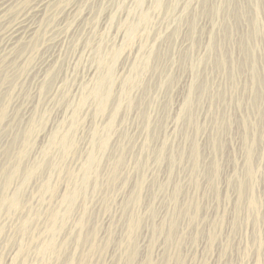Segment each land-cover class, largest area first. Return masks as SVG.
Segmentation results:
<instances>
[{
  "label": "rangeland",
  "instance_id": "rangeland-1",
  "mask_svg": "<svg viewBox=\"0 0 264 264\" xmlns=\"http://www.w3.org/2000/svg\"><path fill=\"white\" fill-rule=\"evenodd\" d=\"M31 1L16 0V6L0 20L1 44L3 31L5 33L17 17L25 13ZM79 1L64 0L65 6L80 4L79 11L87 17L79 16L81 19L76 22L78 25L75 24L78 31L64 37L50 77L43 81L36 72L43 55L52 52L47 47L39 46L37 51H32L24 42L14 50L5 51L7 56L3 51L4 58L0 55V103L6 102L5 120L0 125V195L10 196L19 186V182L14 181L4 188L1 170L14 161L21 133L32 127L34 140L22 161V164L26 163L22 165L24 167L39 159L40 149L46 146L57 126L58 129L67 127L81 92L85 86L90 87L94 79L92 72L96 69L94 58L98 44L105 51L122 48L114 67L113 94L117 95L131 62L141 54L139 44L146 40L145 50L155 48L151 66L149 63L142 87L140 85L131 92L134 102L131 108L120 110L115 122L116 131L100 161L98 187L94 192H88V213L84 217L82 233L87 237L92 228L100 227L96 251L90 252L89 241L78 245L75 242L78 232L75 222L80 213L79 207L75 206L61 233L54 239L57 257L50 255L40 259L37 255V246L49 236L45 227L50 223V209L59 205L60 197L70 187L68 172H77L86 149H89L91 130L104 124L105 116L95 115L94 104L90 101L79 113V123L73 132L76 146L72 154L61 159L57 150L52 149L54 154L51 151L53 156L50 158L61 163L62 172L51 173L47 180L49 173L45 166L41 167L20 194L22 206L11 212L1 207L0 264H20L21 260L23 264H128L122 244L126 242L129 211L140 218L132 236L136 249L130 264L146 263L152 228H158L160 224L164 228L154 235V250L150 254L154 264H264V0H258L257 10L253 0H164L168 12L164 8L161 12L158 10L159 13L151 9L153 0H144L140 10L149 11L150 17L146 38L139 35L126 49L122 47L126 38L123 26L135 20L134 1ZM214 9H218L217 13ZM61 11L59 17L60 10L51 20L44 21L46 25L43 24L41 31L45 39L66 29L68 16L65 9ZM78 14L81 13L75 15ZM210 37L212 45L208 50ZM23 49L30 57V63L26 65H21L22 57L18 55ZM251 49L256 71L250 67ZM199 61L192 71V65ZM190 84L195 87L192 117L189 114L183 117V114L178 121L181 103ZM143 114L151 121L146 146ZM195 125L199 128L198 133ZM165 138L168 147L162 155L164 158L161 157L163 161L156 162L154 151ZM251 138H254L251 154L255 176L252 190L246 188L245 179V151ZM194 141L200 162L198 169L192 172L189 154ZM119 145L125 148L124 163L117 179L111 183L108 175ZM171 155L176 158L172 166ZM141 158L146 160L141 200L139 207L133 204L128 207L127 199L139 175L135 162ZM214 159L217 175L213 179ZM237 177L242 179L245 188L239 201ZM42 181H48L52 190L40 189ZM175 185L180 188L178 195H173ZM251 191L257 201L254 211L247 206ZM193 204L198 205L195 214ZM150 209L155 214H150ZM29 210L30 221L21 225V219ZM174 215L177 219H174L176 224L172 231L180 238V260H176L173 247L167 244L164 235L167 223ZM211 233L216 235L213 244L209 242ZM23 245L26 250L18 259L15 253ZM86 254L92 255L87 258Z\"/></svg>",
  "mask_w": 264,
  "mask_h": 264
},
{
  "label": "bare ground",
  "instance_id": "bare-ground-1",
  "mask_svg": "<svg viewBox=\"0 0 264 264\" xmlns=\"http://www.w3.org/2000/svg\"><path fill=\"white\" fill-rule=\"evenodd\" d=\"M133 1L135 4L133 10L136 12L135 20L132 22H129V23H125V25L123 26L126 38H124V36H123V38L125 39V42H124V44H122L123 46L122 45L121 46L125 47V49L128 48L130 46V44L132 43V41L136 37H139V35L141 37L145 36V38H146V35H145L147 33L146 29H149L148 27L150 25V17L148 14L149 11H148V13H144V12H142V10H140L142 8L141 6L143 5L144 0H133ZM15 3H16V0H0V20H2L5 13H8L9 11H11L13 9V6L15 5ZM76 4L75 5L68 4L65 6L64 0H32L29 5L27 4L28 9L25 10V13L22 12L23 15L18 16L17 19L14 21V23L8 29L5 30V33L3 31L2 36H1L3 38V42H2V44L0 43L1 44L0 49H2V52H0V55L4 51L3 55L5 56L6 55L5 51H7V50L11 51V49L24 44V42H25V45L28 44V46L26 48H29L32 51H37L39 46H43V47H45V49L47 47V49H49V50L51 49L52 52L51 53L46 52L47 54L46 55L44 54L45 56L43 55V57L41 55L42 58H41L40 62H38V60H37V62L41 63V65H40V67H38V69H37L38 71H36V72L40 73V78L43 77V79H42L43 81L45 78L47 79L48 77H50V75L52 74V72H51L52 68H54L53 66L55 65V62H56L57 58L59 57L60 47H61V44L63 42L64 37L65 36L67 37V35H69V34L71 35V34L75 33V31L77 29V27H75V24H77L76 22L79 19H81L82 15H83L82 19H84L85 16L87 17V15L85 13L82 14V12L79 11L80 4L79 5H76ZM253 4H254L255 9L257 10L258 9V0H253ZM152 5H153V7L151 9H153L154 11L158 12V10H160V12H161V10L165 8V10L168 12V9L166 7L167 4L165 5L164 0H153ZM62 9L63 10L65 9V13L68 16V19L67 20L65 19L66 29L63 28L64 29V32H63V30L61 28L62 33H60L59 35H56V36L52 35L53 36L52 38H46L45 39L44 32H43V30L41 31L43 24L46 25V23H44V21L45 20H51L55 15H57L58 11L60 10V13L57 15L59 17V15L62 13V11H61ZM86 10H87V8H86ZM214 11H215V13H217L218 9H214ZM77 12L81 13V14L80 15L78 14L76 16L75 14ZM109 14L111 15V13H109ZM79 16H81V17L78 18ZM97 16L99 17L98 14H97ZM112 16H113V14L111 15V17ZM65 18H66V16H65ZM132 19H133V17H132ZM63 22H64V20H63ZM194 26L195 25H193L192 28H194ZM256 26H257V24L255 22L254 27L256 28ZM78 28H79V26H78ZM141 29L143 30L142 34H140V31H142ZM61 30H60V32H61ZM77 31H78V29H77ZM2 38H1V40H2ZM145 41L144 42L142 41V43L139 44L138 52L140 51L141 54L138 57L136 56L137 58L135 59V61L133 63L131 62V66L129 64L130 68L127 69L129 72L124 77V79L122 78L123 80L120 84V89H119V92L117 95L113 94V87H114V84L116 81L114 67H115L116 58L118 57V54L122 51L121 50L122 48L121 49H114L115 47L114 48L108 47L109 49L107 48L108 50L105 51L104 47H102V45L98 44V46L95 50V58H94V59H96L95 60L96 61V69H95V71L92 72L95 74L94 79L91 83V86L88 88H86V86H85V90L81 92L79 101L77 102V104H75L76 106L73 108L72 114H70V116H71L70 121H68L69 123L67 124L68 129H67V127L58 129L59 126H57L58 128L53 130L54 132L51 133L50 137L48 138L46 146L44 145L43 148L40 149L41 151H39L40 152L39 159L34 164L31 163L30 165H27L24 167H22V165H25L26 163L22 164V161H25L24 160L25 155H26V153L28 154L27 150L29 147L32 146L34 139H33V130H31L32 127L26 131H23L17 140L18 142H20V144H19L20 147L17 150L16 157L14 158V161L13 162L11 161L8 165H6L1 170V172L3 171L2 173L4 175V176L2 175L4 177L3 178L4 179L3 180L4 188L10 186L14 181L19 182V186L14 190V192L10 196L4 195V194L0 195V209H1V207H3V208L5 207L4 209L6 210V212H8V211L11 212L12 209H19L20 206H22V203L20 201V194H21L23 188L25 187V185L29 182L30 178H32V176L41 167L45 166V168L47 169V171L49 173L47 180H48L49 175L51 173L52 174H60L62 172L61 163L59 161L57 162V161L50 158L51 151H52V149L57 150L58 151L57 154L58 153L60 154L59 156L61 157V159L70 155V153L72 152V150L76 146L75 145L76 143L74 142V138H73V132L75 131L76 126L79 123V118H78L79 113H80L81 109L86 105V103H88L90 101L93 102L95 115L101 116V117L105 116L104 124H102L103 126L101 125V127H93V129L91 130V134L89 135L90 140H88L89 141V147L87 146L89 149H86L87 153L85 155L83 154L84 157H83L82 161L79 163V169L77 170V172H72V171L68 172V179L70 181V187H68L64 191L62 196L60 197L59 205L52 207V209H50V223H49V225H47L45 227L46 233L49 236H48V238L41 241V243L37 246V249H38L37 255H38V257H40V259H46V258L50 257V255H52L53 257H57V253L55 252L54 239L57 235H59L61 233L62 228L64 226V223L70 218L72 211L75 208V206L79 207V212H80L78 215L79 217L77 218V220L75 222V225L78 226L77 227L78 232L76 234V238H75L76 241L75 242H77V245H78V244H80V242L82 243V241H85V242L89 241L88 249H90V252L96 251V244H95L96 243V235H97V231L100 227L99 228L98 227L92 228L90 233L88 232L89 234L87 237L86 236L84 237V235L82 233V231L84 230L83 229L84 225H85L84 217L88 213V204H87L88 199H89L88 198V196H89L88 192H89V190H91V192L92 191L94 192L98 187V179L100 177V173H99L100 161H101V158L104 157L105 153L107 152V150L109 148L110 140H111L112 136H114L113 134L115 133L114 130H115V122H116L117 116L120 113V110L122 107H125L127 109L131 108L132 104L134 103L133 99L131 97V95H132L131 92H133L134 89L137 90V87L139 88L141 83L144 82V81L142 82V80L144 79V76L149 69V63H150L151 57H153V55H154L153 53H154L155 48L154 47H150V48L148 47L149 49L145 50V47H146ZM41 42H42V44H41ZM84 42H86V41H84ZM211 45H212V42H211V37H210V40L207 44L208 50H211ZM191 46H192V43H190L189 47H191ZM155 53H156V51H155ZM3 55H1V56H3ZM18 55H20L22 57L21 58L22 61L20 62L21 65L22 64L26 65V64L30 63V57L28 56L29 54L28 55H27V53L25 54L24 49L22 51L19 50ZM4 56L2 58H4ZM18 58L19 57H17V59ZM9 60H11V59H9ZM221 60H223L222 57H221ZM223 61H221V62H223ZM126 63H129V62H126ZM199 63H200V61L198 63H196L195 65L194 64L192 65V71L195 70V68L197 67L196 65L197 64L199 65ZM126 65H128V64H126ZM150 66H151V63H150ZM35 67H36V65H35ZM126 67H124V69H126ZM250 67H251L252 71H254V69L256 67L253 49H251V52H250ZM24 71L25 70L23 69L22 73ZM255 71H256V69H255ZM2 74H4V73H2ZM5 76H6V73H5ZM253 77H254V74H253ZM254 79H255V77H254ZM164 80H165V77H164ZM252 81L255 82V80H252ZM142 85H141V87H142ZM194 88H193L192 84H190L187 88V93L184 96L185 98L183 99V102L181 103L182 104L181 111L177 116L178 121L181 119V115H183V114H184L183 117H185V115H187V114H189L192 117L191 109H192V105H193L192 95L194 94L193 93ZM6 97L8 98V95ZM142 106H144V105H142ZM5 112H6V102L0 103V125L5 120ZM142 118L144 120V130L146 131L145 132V138H144V146H146L148 143V133H150L149 128L151 126L150 125L151 121H150V117L147 114H143ZM118 119H120V118H118ZM190 119L191 118H189V120ZM31 124H33V123H31ZM195 131H196V133L199 132V128L197 127V125H195ZM249 143H250V145L248 146V148L245 151V168H246L245 179H247L246 180L247 181V187L246 188H249L250 190H252V183L254 181L255 176H254V171H253L254 168L252 166V154H251L252 148L251 147H253L254 138H251V142H249ZM167 145H168V141L165 138L162 140L160 145L155 149L154 154H155V161L156 162H159L161 157H163L162 155H164ZM191 148L192 149L190 150L189 155H190L191 162H192V172H193L194 170L196 171L198 169L199 162H200L199 161L200 156H199L198 146L196 145L195 141L193 142V146ZM31 149H33V147ZM31 149H29V150H31ZM124 150H125V148L122 145H119L118 149L116 151V155L112 160L113 162H112V164L110 163L111 167H113L111 172L108 175L111 183L114 182L115 179H117L119 169H120V167H122V165L124 163ZM52 153H53V151H52ZM54 157H56V153H55ZM142 159L143 158H141V161L137 160L135 162V166L137 168V171L139 172V175H138L137 182L134 185V189L127 199L128 202H126V203L127 204L129 203L128 207H129V205L131 206L132 204L135 205L134 207H137L136 205H138L140 202L139 200H141L140 197H141V190H142V187L144 184V167H145V161H146V160H142ZM170 160H171L170 164L172 166L174 164V162L176 161L175 156L171 155ZM5 164H7V162ZM213 168H214V172L212 174H213V179H214L215 175H217V172H216L217 162L215 159L213 160ZM236 181H237L236 183H237V190H238V193H237L238 197L237 198L239 201L243 196L242 193H243V190L245 188H244V184H243L242 179L240 180L237 177ZM39 186H40V189L42 188V190H44V191L47 189L52 190V187H50V184L48 183V181H44L42 183V185L40 184ZM161 187H162V185H159V188H161ZM179 189L180 188L177 187V185H175L173 188V195H176L177 192L179 191ZM256 203H257V201L254 197V194L251 191V194H249V199L247 200V206L250 210L254 211L253 209L256 207ZM191 206H193L192 208L194 209V214H195V212L198 208V205L193 204ZM128 207H126V210L128 209ZM138 207H139V205H138ZM236 207L238 210V206H236ZM2 213H3V211H2ZM149 213L155 214V212L152 209H150ZM29 214H30V210L28 212H25L24 217L21 219V225L23 224L25 226L30 221L31 215H29ZM134 214L135 213L131 212V211H129V213H128V219L126 222V224H127L126 225V231H127L126 242H124L122 244V250L126 254V255L125 254L124 255L126 256L127 261H129L128 264L131 263L134 255H135L136 244H135L132 236H133V234H135V232H136L135 230L138 228L139 219H140V218H138L137 214H135V215ZM194 214H193V216L195 217ZM174 219H177V218H175V215L170 217V219L167 223V227H168L167 232L165 231L166 234H164V235H166V237L165 236L164 237H165L167 244H169L173 247V254L175 255L176 260L177 259L180 260L178 257L180 238L177 237L175 235V233H173V231H174L173 229L175 228L174 224H176ZM162 227L164 228V226L162 224H160L158 228H156V227L152 228L153 236H152V238H150L149 245L147 247V253L149 254V256L147 257L145 264H154V262L152 261V259L150 257L152 250H154V239H155L154 235H156L157 232L159 234V232L162 231ZM1 230L2 229L0 227V233H1ZM163 231H164V229H163ZM154 232H155V234H154ZM22 233L25 234L24 231H22ZM26 234H27V230H26ZM213 235L214 234L211 233V235L209 237L210 244H213V242L216 238L215 237L216 235H214V236ZM261 244H262V242H261ZM259 246H260V244H259ZM258 247H257V249H258ZM25 250H26V247L24 245L20 246L17 249V252L15 253L16 254L15 257L18 258L21 255L23 257V251H25ZM255 253H257V252H255ZM86 256H87V258L90 257L89 254L88 255L86 254ZM12 258H14V257H12ZM18 259H20V258H18ZM83 259H85V258H83ZM11 261H12V259H11ZM13 261L15 262L16 259H14ZM117 262L118 261H116V263ZM19 263L23 264V260H21V262L19 261ZM68 264H72V263L68 262ZM165 264H167V263H165Z\"/></svg>",
  "mask_w": 264,
  "mask_h": 264
}]
</instances>
